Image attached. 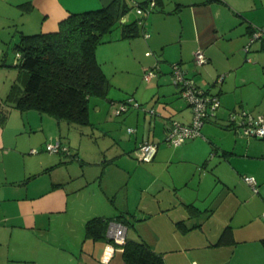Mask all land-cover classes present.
Listing matches in <instances>:
<instances>
[{
	"label": "crops",
	"instance_id": "crops-1",
	"mask_svg": "<svg viewBox=\"0 0 264 264\" xmlns=\"http://www.w3.org/2000/svg\"><path fill=\"white\" fill-rule=\"evenodd\" d=\"M111 1L0 0V25L13 27L14 45L20 33L55 31L69 13ZM124 1L130 9L148 2ZM135 14L128 20H140L137 35L115 36L95 49L107 79L95 111L105 137L116 144L109 134L124 140L118 155L129 151L136 158L137 145L152 141L157 151L150 167L173 166L174 172L169 180L152 175L138 187L134 206L122 208L106 186L73 171L79 155L62 136L68 123L8 102L0 121V264H125L121 244L107 235L108 225L119 222L108 223L105 239L85 236L87 220L120 212L133 221L125 237L144 240L164 264H264V140L242 136L227 124L233 109L264 116V36L244 49L254 28L264 26V0H155L151 11ZM6 39L0 33V52ZM196 49L208 58L202 66L192 63ZM175 61L201 89L217 95L220 105L201 135L167 145L170 119L192 120L167 76ZM152 65L157 75L146 80L144 69ZM4 97L0 93V101ZM130 97L140 107L129 104L119 116L110 113V104ZM153 103L155 115L143 106ZM56 140L69 152L44 149ZM33 148L38 151L31 153ZM242 175L256 179L257 192Z\"/></svg>",
	"mask_w": 264,
	"mask_h": 264
},
{
	"label": "trees",
	"instance_id": "trees-1",
	"mask_svg": "<svg viewBox=\"0 0 264 264\" xmlns=\"http://www.w3.org/2000/svg\"><path fill=\"white\" fill-rule=\"evenodd\" d=\"M146 2L136 4L144 6ZM129 9L130 6L124 0H112L97 9L69 13L59 22L55 31L20 33L13 45L16 50L14 66L28 76L20 96L12 98L11 89L0 101V121L5 120L8 110L3 105L13 101V106L21 111L32 109L68 124L92 125L89 117L90 100L104 98L107 87V79L96 60L95 49L115 36L127 38L138 34L139 19L121 22ZM117 27L120 28L119 34L111 36L110 33ZM227 124L236 129L232 123ZM111 220L123 224L127 230L133 229L129 215L120 212L111 218L97 216L87 220L85 236L105 239V230ZM121 247L125 264H164L162 255L154 252L141 238L125 237Z\"/></svg>",
	"mask_w": 264,
	"mask_h": 264
},
{
	"label": "rangeland",
	"instance_id": "rangeland-1",
	"mask_svg": "<svg viewBox=\"0 0 264 264\" xmlns=\"http://www.w3.org/2000/svg\"><path fill=\"white\" fill-rule=\"evenodd\" d=\"M133 8L126 13L125 18H127V20L130 19L131 16L134 17L136 15ZM119 30V27L115 28L110 35L114 37L116 34H119ZM0 33L5 34L7 38L0 52V93L3 94L4 97L5 94L12 89L11 96L12 98H16L22 94L28 74L20 70L17 66H14L16 61V50L13 47V42L9 41L11 39V33H13V27H2L0 25ZM192 63L195 64L194 61H192ZM150 68L156 67L152 65ZM182 68L186 72L183 66ZM186 74L188 73L186 72ZM167 76L169 82L172 83L170 80V73H168ZM98 101H101L100 98L95 97L92 98L89 103V114L93 125L78 126L69 124V133L64 130L62 136L69 142L70 150H76L79 155V159L74 161L77 168L74 167L73 171L75 173H80L82 178H92L96 183H101L102 186H106L107 192H111V199H114L122 208L131 209L134 206L138 192L137 189L141 184H145L152 175H156L163 180H169L174 172V168L173 166L167 168L162 164H159L156 168H151V163L137 160L129 151H125L122 155H118L119 151L117 146L120 145L122 149L125 148L124 140H117L116 134H114V136L112 133L109 134L111 138L113 137L116 140V144L110 138L105 137L104 132L106 128L104 127V123L99 120L101 115L95 111V104L98 103ZM115 102L118 101L116 100ZM154 104L156 105L157 103H153V110L157 107H154ZM143 106L150 107V105ZM9 109L11 110L10 107ZM32 113L38 112L33 110ZM110 113H113V106L111 104ZM155 114L156 113L153 115ZM45 117L49 118L50 116L45 115ZM49 119H51V121H56L53 118ZM163 143L167 144L165 141ZM79 168L81 170H79ZM130 231L131 230H128V233Z\"/></svg>",
	"mask_w": 264,
	"mask_h": 264
},
{
	"label": "built area",
	"instance_id": "built-area-1",
	"mask_svg": "<svg viewBox=\"0 0 264 264\" xmlns=\"http://www.w3.org/2000/svg\"><path fill=\"white\" fill-rule=\"evenodd\" d=\"M155 5V0H148L146 5L139 6L135 4V12L143 15L151 11ZM140 23V20L138 21ZM264 36V27H258L254 30L245 45L244 49L247 51L251 43ZM19 56V54H17ZM193 61L197 66L207 63L208 58L201 49H196L193 53ZM157 75V67L144 69V78L146 80ZM170 78L174 85L177 86L180 96L185 100L191 109L192 120L188 124L181 123L177 120L171 119L166 130L164 141L168 145H179L186 139L201 135V128L207 119L215 117L216 110L220 102L215 94H210L201 89L191 76H188L179 62L171 63ZM223 75L217 77V81H221ZM140 107L132 97L126 99L125 102H113V113L119 115L124 112L128 105ZM150 114H154L152 108L145 109ZM227 122L236 126V130L245 137H255L264 140V116L253 115L250 111L242 108L237 111H230L227 116ZM129 132L133 131L131 127L127 129ZM44 149L52 153H68L69 148L60 141L48 142L44 145ZM38 150L33 148L31 153H36ZM157 145L152 141H141L134 153L139 161L150 162L155 157ZM243 180L250 185L253 191H257L256 180L253 176L245 175ZM126 228L121 223H110L107 229L108 237L112 238L117 243L122 244L125 238ZM195 264V263H194Z\"/></svg>",
	"mask_w": 264,
	"mask_h": 264
}]
</instances>
